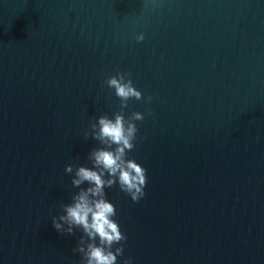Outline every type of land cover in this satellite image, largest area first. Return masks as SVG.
<instances>
[{
	"label": "water",
	"instance_id": "obj_1",
	"mask_svg": "<svg viewBox=\"0 0 264 264\" xmlns=\"http://www.w3.org/2000/svg\"><path fill=\"white\" fill-rule=\"evenodd\" d=\"M118 71L145 98L123 111L145 114L147 184L105 189L117 264H264V0H0V264H81L84 234L52 217L120 111Z\"/></svg>",
	"mask_w": 264,
	"mask_h": 264
},
{
	"label": "clouds",
	"instance_id": "obj_2",
	"mask_svg": "<svg viewBox=\"0 0 264 264\" xmlns=\"http://www.w3.org/2000/svg\"><path fill=\"white\" fill-rule=\"evenodd\" d=\"M136 39L143 41V34ZM105 83L119 98L120 111L113 114L114 118L101 115L97 123L91 124L92 131L85 137L90 135L102 147L90 151L87 159L92 167L65 166L66 173H74L71 184L79 191L72 196L71 203L61 205L64 214L52 217L53 227L61 234L74 235L75 230L84 234L73 249L74 253L81 254V264H117L118 257L123 255L122 242L127 237L114 219L116 207L106 198L105 189L118 185L133 202H139L145 196L147 184V170L128 157L135 148L139 131L135 122L142 121L145 114L136 111L126 117L123 111L130 99L145 98L134 86L130 73L118 71ZM146 100L151 103L152 97L148 96ZM148 114L152 115L150 110ZM84 184L88 186L81 187ZM114 245L119 246L114 248ZM123 264H131V260L125 259Z\"/></svg>",
	"mask_w": 264,
	"mask_h": 264
}]
</instances>
